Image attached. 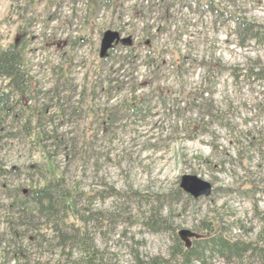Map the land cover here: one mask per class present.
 <instances>
[{
    "label": "rangeland",
    "instance_id": "obj_1",
    "mask_svg": "<svg viewBox=\"0 0 264 264\" xmlns=\"http://www.w3.org/2000/svg\"><path fill=\"white\" fill-rule=\"evenodd\" d=\"M196 1L0 0V43L25 33L37 81L28 130L0 141V167L15 171L0 175V264H14L16 248L7 205L48 182L67 193L59 216L72 241L62 250L42 220L19 225L17 264H149L217 235L264 241V87L235 79L250 60L264 64V47H239L230 19L264 24V0H212L226 16ZM106 31L130 43L101 58ZM139 101L141 114L122 110ZM185 174L211 193L184 192ZM150 215L163 219L155 232ZM257 256L206 254L203 264Z\"/></svg>",
    "mask_w": 264,
    "mask_h": 264
},
{
    "label": "trees",
    "instance_id": "obj_2",
    "mask_svg": "<svg viewBox=\"0 0 264 264\" xmlns=\"http://www.w3.org/2000/svg\"><path fill=\"white\" fill-rule=\"evenodd\" d=\"M188 2L198 3L196 0H188ZM203 6L214 16L221 14L226 16L227 13H231L223 12L222 8L212 0H206ZM230 19L233 22L236 44L239 47L245 48L250 43L264 47V24L251 22L236 14L232 15ZM18 35L20 37L14 38L7 45L0 43V141L4 138L16 136L18 133H25L28 130L30 121L26 112L29 105H26V102L36 96L31 89L33 84H37V81L35 76L30 73L29 66H27L26 35L23 32L18 33ZM2 37L0 34V41L3 39ZM128 56L130 55L125 54L122 58ZM126 65L127 62H121L118 69H122ZM242 70L245 72L235 75V79L241 75L247 76L253 82H257L264 87V64L261 61L250 60L249 65L240 69V71ZM145 108V101L131 102L129 105L122 106L123 111L129 112L134 117L141 114ZM116 113L117 110L110 112L108 114L109 120L115 119ZM40 115L39 112L36 122H39ZM113 122L115 121L113 120ZM10 172L15 171L0 167V175ZM66 197L67 193L64 189L48 182L37 189L30 190L27 195L21 198L14 197L7 205L15 214L9 227L11 235L15 239L13 246L16 248L12 253L14 264H17L16 260H19L21 255L20 247L22 243L20 242V235H17L15 231L19 225L25 226L27 229H34L42 220V223L51 226L54 232L52 239L47 240V242L50 243L56 240L62 250L67 248V244L72 241V235L65 234L62 231L63 225L61 224V216H59L61 212H64V199ZM145 220V226L151 232L157 231V227L163 223L162 218H154V215L146 217ZM38 237L41 238L40 242L44 240L43 234ZM172 250L168 259L157 258L149 264H193L192 259H195L199 264H203V258L206 254L208 256L216 254L225 258L250 250L258 255L259 264H264V241L259 240L252 247L249 243L230 241L225 237H221V235H217L205 241H197L191 246L186 243L175 245Z\"/></svg>",
    "mask_w": 264,
    "mask_h": 264
},
{
    "label": "water",
    "instance_id": "obj_3",
    "mask_svg": "<svg viewBox=\"0 0 264 264\" xmlns=\"http://www.w3.org/2000/svg\"><path fill=\"white\" fill-rule=\"evenodd\" d=\"M119 41L123 44L130 43L129 38H120L119 32L106 31L101 39L100 57H104L107 53V50L111 48L114 43ZM179 186L184 192L190 194L194 198L208 196L212 191V185L209 182L204 181L194 175H182ZM186 233V230H182L180 232L181 235H185Z\"/></svg>",
    "mask_w": 264,
    "mask_h": 264
},
{
    "label": "bare ground",
    "instance_id": "obj_4",
    "mask_svg": "<svg viewBox=\"0 0 264 264\" xmlns=\"http://www.w3.org/2000/svg\"><path fill=\"white\" fill-rule=\"evenodd\" d=\"M23 105V104H22Z\"/></svg>",
    "mask_w": 264,
    "mask_h": 264
}]
</instances>
